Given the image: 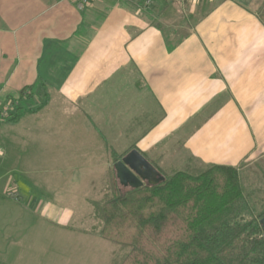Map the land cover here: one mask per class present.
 Here are the masks:
<instances>
[{
    "label": "crops",
    "instance_id": "0c3cea01",
    "mask_svg": "<svg viewBox=\"0 0 264 264\" xmlns=\"http://www.w3.org/2000/svg\"><path fill=\"white\" fill-rule=\"evenodd\" d=\"M174 1L188 3L194 19L178 37L153 22L170 7L154 12L138 0L83 9L74 0H0V105L13 122L25 119L30 140L88 142L94 151L102 141L111 170L113 152L135 144L167 174L240 166L264 182L263 0ZM42 189L17 191L21 215L55 213ZM84 198L91 207L97 200Z\"/></svg>",
    "mask_w": 264,
    "mask_h": 264
},
{
    "label": "trees",
    "instance_id": "16d2710c",
    "mask_svg": "<svg viewBox=\"0 0 264 264\" xmlns=\"http://www.w3.org/2000/svg\"><path fill=\"white\" fill-rule=\"evenodd\" d=\"M257 16L264 25V0ZM150 162L163 180L124 187L112 168L111 192L91 207L99 235L128 248L117 264H264V188L247 186L240 166L167 174Z\"/></svg>",
    "mask_w": 264,
    "mask_h": 264
},
{
    "label": "rangeland",
    "instance_id": "374dc122",
    "mask_svg": "<svg viewBox=\"0 0 264 264\" xmlns=\"http://www.w3.org/2000/svg\"><path fill=\"white\" fill-rule=\"evenodd\" d=\"M174 2L151 0L148 7L161 13L170 7L167 18L158 20L154 15L153 22H161L166 32L174 31L178 37L190 29L194 19L187 14L188 3L183 10ZM24 121L0 116V264H117L128 248L99 235L93 228L98 222L84 198L98 199L111 192L112 170L103 142L97 141L94 151V144L89 148L88 142L30 140ZM41 167L48 169L45 183L37 181L42 177ZM242 176L247 186L249 181L264 186L260 174L251 179L248 172ZM86 184L89 189H84ZM41 186V197L50 201L49 208L55 213L41 218L21 215L12 203L18 198L17 191L25 196L40 194ZM69 212L72 217L66 221ZM58 220L68 227L58 226Z\"/></svg>",
    "mask_w": 264,
    "mask_h": 264
},
{
    "label": "water",
    "instance_id": "95a60500",
    "mask_svg": "<svg viewBox=\"0 0 264 264\" xmlns=\"http://www.w3.org/2000/svg\"><path fill=\"white\" fill-rule=\"evenodd\" d=\"M115 177L124 187L136 188L142 184H156L164 176L137 149L133 148L113 163ZM264 230V216L259 220Z\"/></svg>",
    "mask_w": 264,
    "mask_h": 264
},
{
    "label": "built area",
    "instance_id": "2783aa9c",
    "mask_svg": "<svg viewBox=\"0 0 264 264\" xmlns=\"http://www.w3.org/2000/svg\"><path fill=\"white\" fill-rule=\"evenodd\" d=\"M75 1V5L78 9H83L85 8L87 5H89L90 3L94 2L95 0H74ZM151 0H145V6H148L150 4ZM2 112L0 111V116L6 117L9 115V107L7 106H1Z\"/></svg>",
    "mask_w": 264,
    "mask_h": 264
}]
</instances>
